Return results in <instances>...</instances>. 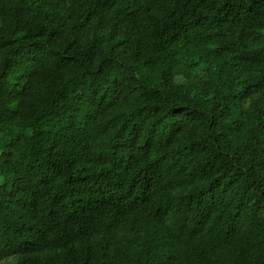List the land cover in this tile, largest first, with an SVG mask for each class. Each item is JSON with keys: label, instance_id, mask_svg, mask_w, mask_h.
I'll return each mask as SVG.
<instances>
[{"label": "trees", "instance_id": "obj_1", "mask_svg": "<svg viewBox=\"0 0 264 264\" xmlns=\"http://www.w3.org/2000/svg\"><path fill=\"white\" fill-rule=\"evenodd\" d=\"M0 264H264V0H0Z\"/></svg>", "mask_w": 264, "mask_h": 264}]
</instances>
